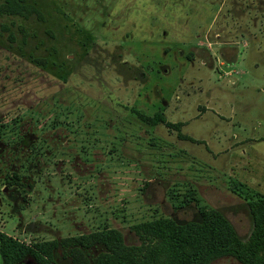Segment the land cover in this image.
<instances>
[{"label": "rangeland", "instance_id": "obj_1", "mask_svg": "<svg viewBox=\"0 0 264 264\" xmlns=\"http://www.w3.org/2000/svg\"><path fill=\"white\" fill-rule=\"evenodd\" d=\"M19 5L34 12H3ZM0 11L1 234L42 264H70L53 242L83 238L94 259L102 240L140 247L136 226L200 211L249 239L264 200V0Z\"/></svg>", "mask_w": 264, "mask_h": 264}, {"label": "trees", "instance_id": "obj_2", "mask_svg": "<svg viewBox=\"0 0 264 264\" xmlns=\"http://www.w3.org/2000/svg\"><path fill=\"white\" fill-rule=\"evenodd\" d=\"M3 12L30 15L34 9L19 5L17 9L5 7ZM250 212L253 228L247 241L239 238L229 220L219 212L200 211L199 221L178 223L174 219H165L156 224L136 226L135 233L142 242L140 247H125L119 240L110 245L102 240L105 250L98 257L89 259V245H84L80 238L53 242L49 252L62 248L70 264H211L224 257H231L241 264H264V200L254 202ZM25 255L42 264L36 250L19 245L0 233V256L5 264L19 261Z\"/></svg>", "mask_w": 264, "mask_h": 264}, {"label": "flooded vegetation", "instance_id": "obj_3", "mask_svg": "<svg viewBox=\"0 0 264 264\" xmlns=\"http://www.w3.org/2000/svg\"><path fill=\"white\" fill-rule=\"evenodd\" d=\"M1 264H5V262L2 260L0 256ZM12 264H38V262L31 256L25 255L22 259L19 261L13 262Z\"/></svg>", "mask_w": 264, "mask_h": 264}]
</instances>
